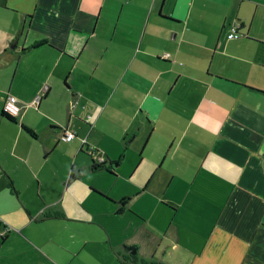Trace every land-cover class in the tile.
<instances>
[{"label":"crops","instance_id":"0c3cea01","mask_svg":"<svg viewBox=\"0 0 264 264\" xmlns=\"http://www.w3.org/2000/svg\"><path fill=\"white\" fill-rule=\"evenodd\" d=\"M0 233V264H264V0H0Z\"/></svg>","mask_w":264,"mask_h":264},{"label":"rangeland","instance_id":"374dc122","mask_svg":"<svg viewBox=\"0 0 264 264\" xmlns=\"http://www.w3.org/2000/svg\"><path fill=\"white\" fill-rule=\"evenodd\" d=\"M132 212H134L133 210H131ZM160 218V214L158 213H154L152 215H144L143 217H141L142 220H132V218L130 217V215L128 213H124L121 217H116L115 220L112 222V220L110 219L107 222V229L110 231L111 229V223L112 225H114L115 227H117L119 225V223L121 222H125L126 224H128V222L130 223V227L127 225L126 227V233L130 232V229H134L135 226H142V227H149L152 223L156 222L157 219Z\"/></svg>","mask_w":264,"mask_h":264},{"label":"built area","instance_id":"2783aa9c","mask_svg":"<svg viewBox=\"0 0 264 264\" xmlns=\"http://www.w3.org/2000/svg\"><path fill=\"white\" fill-rule=\"evenodd\" d=\"M241 37V33L238 31L237 27L236 26H232L230 27L228 33L226 34V38L227 39H237ZM217 47H219V45H217ZM77 105V101H74L73 103H71V107H75ZM4 110L9 113V114H16L18 112V108L16 106L13 105V103L11 101H6L5 102V105H4ZM90 116H87V119L89 118ZM73 137V134L72 133H69V132H66L64 135H63V140L65 141H70L71 138ZM102 160V159H100ZM9 227L8 226H4V231L5 232H8L9 230ZM0 236H1V233H0Z\"/></svg>","mask_w":264,"mask_h":264},{"label":"trees","instance_id":"16d2710c","mask_svg":"<svg viewBox=\"0 0 264 264\" xmlns=\"http://www.w3.org/2000/svg\"><path fill=\"white\" fill-rule=\"evenodd\" d=\"M11 114H9V113H7L5 110H4V106H3V108L1 109V116L2 117H4V118H7V120H9V121H14V119L10 116ZM22 129L25 131V132H27V133H29V134H32L31 133V131H29L27 128H25L24 126H22ZM98 167H102V165L101 166H98L97 164H93V167H92V169L94 170V169H96V168H98ZM1 237V236H0Z\"/></svg>","mask_w":264,"mask_h":264},{"label":"water","instance_id":"95a60500","mask_svg":"<svg viewBox=\"0 0 264 264\" xmlns=\"http://www.w3.org/2000/svg\"><path fill=\"white\" fill-rule=\"evenodd\" d=\"M127 251H130L131 254H134L135 249L134 247L130 246V247H125Z\"/></svg>","mask_w":264,"mask_h":264},{"label":"flooded vegetation","instance_id":"af4514ba","mask_svg":"<svg viewBox=\"0 0 264 264\" xmlns=\"http://www.w3.org/2000/svg\"><path fill=\"white\" fill-rule=\"evenodd\" d=\"M128 252H130V251H128Z\"/></svg>","mask_w":264,"mask_h":264}]
</instances>
